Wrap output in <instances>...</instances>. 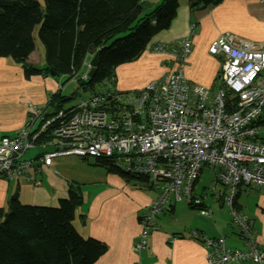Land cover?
<instances>
[{
	"label": "built area",
	"instance_id": "2783aa9c",
	"mask_svg": "<svg viewBox=\"0 0 264 264\" xmlns=\"http://www.w3.org/2000/svg\"><path fill=\"white\" fill-rule=\"evenodd\" d=\"M177 43L179 48L171 51L162 43L151 48L174 54L173 66L136 91L91 93L68 112L59 108L48 113L46 108L29 106L23 126L12 136L0 137V176L39 185L36 173L42 167L74 155L108 158L124 172L147 177L157 195L139 218L141 229L133 248L140 251L170 198L185 200L200 216L211 215L203 196L195 193V185L201 172L212 166L215 181L224 187L223 203L245 247H226L222 235L197 234L208 249L207 264L264 263V250L253 237L251 221L233 206L241 186L264 188V141L259 138L264 118V42L219 33L208 47L220 59L211 86L183 74L191 36ZM111 106L115 107L112 113ZM41 134L48 138L37 143ZM36 147L51 149L27 155Z\"/></svg>",
	"mask_w": 264,
	"mask_h": 264
},
{
	"label": "crops",
	"instance_id": "0c3cea01",
	"mask_svg": "<svg viewBox=\"0 0 264 264\" xmlns=\"http://www.w3.org/2000/svg\"><path fill=\"white\" fill-rule=\"evenodd\" d=\"M158 1L143 0L145 11ZM190 26L193 27L192 34ZM226 31L255 43L264 42V0H222L217 5L199 10H191L187 0H179L169 27L155 33L149 47L137 59L115 69L114 87L128 92L162 77L172 68L174 54L154 52L151 48L162 43L169 51L178 49L177 41L187 35L191 36L192 47L185 57L183 74L195 83L211 86L215 83L220 59L209 53L208 47L219 33ZM91 54L86 56V61ZM7 60L0 59V62ZM48 76L24 77L37 85L31 96L10 97L5 90H0V137L12 136L23 126L29 106H45L47 93L55 90L57 82H61V79L49 80ZM23 77L19 75L22 82ZM263 125L261 131H264ZM260 130L259 138L264 141ZM36 174L41 179L39 185L0 177V207L5 208L14 193L24 204L47 206H56L60 198L67 196L71 186L67 178L55 177L53 169L46 167ZM106 176L108 182L93 192L85 205L84 197L80 195L81 201L74 210L73 225L77 232L107 246L93 264H207L208 249L196 237L197 234L208 237L223 235L226 247H245L244 239L231 222L228 208L223 203L224 189L211 181L210 186H201L199 190L197 181L195 193L203 196V205L211 210V215L200 216L197 209L185 200L170 198V203L157 216V228L148 233L147 246L140 251L135 250L133 245L141 229L139 218L157 192L145 179H126L115 173H107ZM236 205L237 210L251 221L257 245L264 250V188L241 186ZM228 264L264 263L243 261Z\"/></svg>",
	"mask_w": 264,
	"mask_h": 264
},
{
	"label": "trees",
	"instance_id": "16d2710c",
	"mask_svg": "<svg viewBox=\"0 0 264 264\" xmlns=\"http://www.w3.org/2000/svg\"><path fill=\"white\" fill-rule=\"evenodd\" d=\"M221 1L187 0V3L191 10H199ZM178 5L179 0H159L145 11L143 0H42V3L0 0V57L24 63L33 50V30L38 24L37 36L46 66L26 64L23 66L26 76H50L51 70L53 76L64 78L57 84L64 86L73 80L89 95L102 90L126 94L136 90L116 89L115 69L137 59L149 47L153 35L169 27ZM119 32L126 33L113 38ZM95 51L97 59L92 76L80 78L82 66L89 60H85L86 56ZM100 86L103 88L99 89ZM46 97L41 108H46L48 113L59 108L68 112L74 106L62 104L71 97L61 89L55 88ZM114 109L108 108L110 113ZM44 138L48 136L41 134L36 142ZM50 149L36 147L33 155ZM96 160L113 166L108 158ZM46 168L54 171L53 162ZM120 170L116 171L123 178L147 180ZM80 201L79 191L72 186L56 206L24 204L14 193L7 206L0 207V264H93L107 246L93 237L80 235L75 229L74 210ZM233 206L237 208L236 202Z\"/></svg>",
	"mask_w": 264,
	"mask_h": 264
},
{
	"label": "rangeland",
	"instance_id": "374dc122",
	"mask_svg": "<svg viewBox=\"0 0 264 264\" xmlns=\"http://www.w3.org/2000/svg\"><path fill=\"white\" fill-rule=\"evenodd\" d=\"M42 3V0H39ZM38 24L33 30V42L34 47L31 52L30 57L24 63L15 62L10 57H2L0 59H8L7 62H0V90H5L6 94L10 97H23L31 96L34 90V87L37 85L33 82H28L24 75L23 66L26 64H32L35 67L41 68L45 65L44 61V51L43 46L37 36ZM126 32H119L113 36V38L122 36ZM110 41V40H109ZM108 41V42H109ZM82 75L80 78H83V74L87 72L86 66H82ZM19 75L23 77L24 82L19 79ZM30 77H34L31 75ZM58 76H48L47 78L59 80H64L63 77L57 78ZM62 92L66 94L67 97H71L69 100L62 102L63 105H74L80 100L81 97H86L89 95V92L83 90L75 81L69 80L64 83ZM103 86H100L99 89H102ZM68 99V98H67ZM23 100V99H22ZM52 108V107H51ZM50 108V109H51ZM264 128V125L262 126ZM261 129V127H260ZM261 136H264V131L260 130ZM34 151L31 154L32 156ZM111 167H108L101 162H97L96 159L91 157L84 159L78 156H63L53 160V175L58 178H67V182L76 190L79 191V194H82L84 197V205L87 199L92 196V193L95 192L100 186L105 185L104 182H108L105 178L107 173H115L120 175L116 170L117 164L111 163ZM115 165V166H114ZM113 167V168H112ZM214 168L207 167L202 171L198 179L197 189L200 190L201 186H210L213 182L217 184L218 188L224 189L223 185L214 179ZM122 171V170H120ZM121 176V175H120ZM212 181V183H211ZM182 200V199H181ZM234 227V226H233Z\"/></svg>",
	"mask_w": 264,
	"mask_h": 264
},
{
	"label": "water",
	"instance_id": "95a60500",
	"mask_svg": "<svg viewBox=\"0 0 264 264\" xmlns=\"http://www.w3.org/2000/svg\"><path fill=\"white\" fill-rule=\"evenodd\" d=\"M96 59H97V51H95L94 53L91 54V57L89 58V60L87 61L89 64V69L87 71V77H91L94 71V67L96 64ZM50 76L54 75V72H52L51 70H49Z\"/></svg>",
	"mask_w": 264,
	"mask_h": 264
},
{
	"label": "clouds",
	"instance_id": "9594fccd",
	"mask_svg": "<svg viewBox=\"0 0 264 264\" xmlns=\"http://www.w3.org/2000/svg\"><path fill=\"white\" fill-rule=\"evenodd\" d=\"M87 63H88V62H87ZM59 83H61V82H59ZM61 90H63V86H62ZM27 114H28V113H27ZM84 159H86V158H84Z\"/></svg>",
	"mask_w": 264,
	"mask_h": 264
},
{
	"label": "bare ground",
	"instance_id": "6f19581e",
	"mask_svg": "<svg viewBox=\"0 0 264 264\" xmlns=\"http://www.w3.org/2000/svg\"><path fill=\"white\" fill-rule=\"evenodd\" d=\"M223 236V235H222ZM253 237H254V234H253Z\"/></svg>",
	"mask_w": 264,
	"mask_h": 264
}]
</instances>
